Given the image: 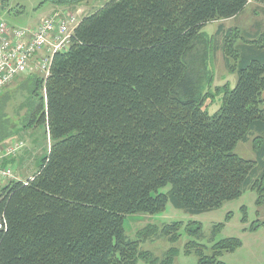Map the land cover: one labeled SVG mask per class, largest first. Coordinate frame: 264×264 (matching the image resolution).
I'll list each match as a JSON object with an SVG mask.
<instances>
[{
	"label": "trees",
	"instance_id": "trees-1",
	"mask_svg": "<svg viewBox=\"0 0 264 264\" xmlns=\"http://www.w3.org/2000/svg\"><path fill=\"white\" fill-rule=\"evenodd\" d=\"M86 1L49 0L60 7ZM248 2L264 5L111 0L78 22L68 49L54 54L48 78L32 75L19 85L26 98L18 131L40 127L50 147L31 179L1 188L0 264H173L176 249L159 261L126 237V215H155L168 204L200 215L248 190L264 207L263 29L242 36L227 31L221 48L237 75L233 89L225 85L199 98L201 75L187 61L207 23L236 17ZM220 93L218 112L201 109ZM7 94L0 95V143L18 132L5 118ZM248 142L254 161L235 153ZM262 226L256 220L249 230ZM181 227L150 229L149 240L174 244ZM189 227V235H201L199 224ZM240 246L235 238L208 248L188 242L184 254L195 253L197 264H224L222 254Z\"/></svg>",
	"mask_w": 264,
	"mask_h": 264
},
{
	"label": "rangeland",
	"instance_id": "rangeland-1",
	"mask_svg": "<svg viewBox=\"0 0 264 264\" xmlns=\"http://www.w3.org/2000/svg\"><path fill=\"white\" fill-rule=\"evenodd\" d=\"M109 1L111 0H88L75 8L74 6L55 8V4L53 5L49 0H8L5 7L0 0V19L9 26L26 28L35 25L41 18L53 11L66 10L59 12L74 14L79 9L82 10L78 18V22H80L86 16L96 13ZM262 7H264L262 4L250 3L236 19L214 20L201 29L199 39L195 41L193 50L187 58V61H190L193 67L196 66L197 72L201 75L197 87L199 98L208 91L212 92L215 88H225V85H228L230 89L235 87L237 75L232 74L226 67L221 45L229 29L231 31L238 29L239 36H242L243 33L258 32V28L252 23L257 20H264V15L261 13ZM240 42L241 39H238L236 44H240ZM206 51L207 59L204 55ZM32 75L30 73L23 76L5 89L8 92L7 95H10V100L5 104L4 113L5 118L7 117L6 119L11 124V127L8 126V128L13 131H18L25 121L23 119L25 110L20 108V105L25 100L26 93L19 85L25 83ZM216 95L213 100L204 99V103L200 105L201 109L209 115H214L222 106L223 94ZM9 134L10 138L8 137L0 143V151L14 142H22L24 147L14 156L0 159V163L4 164L5 161H8L7 167H11L16 179L27 181L32 178L36 171L40 158L47 154L50 141L40 127L27 128L15 133L9 131ZM235 153L246 161L256 159L250 142L238 143ZM7 183L8 181L0 182V191ZM167 190L168 188L162 189L161 193ZM256 198V193L248 190L241 197L223 202L219 208L200 215H189L168 204L164 212L155 215H126L124 232L129 240L139 242L138 246L141 252L150 253L159 261L165 258L168 250L174 248L178 254L175 256L173 264H197L198 259L195 253L184 254L186 243L196 242L208 248L226 238H235L240 241L241 246L235 251L224 252L220 257L221 262L224 264H264V226L254 231L249 230L251 224L256 220H264V207L256 206ZM243 207L246 211V223L242 221L244 217ZM228 213L231 216L226 220ZM172 223H182L178 232L179 238L174 244L162 237L149 240L154 236L149 232L150 229H156L157 233H161L164 226ZM190 223L200 225V236L189 235L188 230L193 229V227L188 228ZM217 224H222V226L213 235L214 226ZM142 232V236H139L138 234ZM144 233L149 236L146 240H144ZM136 264L147 263L138 260Z\"/></svg>",
	"mask_w": 264,
	"mask_h": 264
},
{
	"label": "built area",
	"instance_id": "built-area-1",
	"mask_svg": "<svg viewBox=\"0 0 264 264\" xmlns=\"http://www.w3.org/2000/svg\"><path fill=\"white\" fill-rule=\"evenodd\" d=\"M56 10L40 19L32 27L16 28L0 19V95L14 81L30 73L46 80L54 54L68 49L78 18L82 11L74 14ZM24 147L14 142L0 151V159L14 156ZM17 180L11 167L0 164V182ZM5 223L0 218V230Z\"/></svg>",
	"mask_w": 264,
	"mask_h": 264
},
{
	"label": "crops",
	"instance_id": "crops-1",
	"mask_svg": "<svg viewBox=\"0 0 264 264\" xmlns=\"http://www.w3.org/2000/svg\"><path fill=\"white\" fill-rule=\"evenodd\" d=\"M250 3H255V4H257V5L259 4V3H256V2H248L247 5H246V7H248V5H249ZM56 7L61 8L60 6H56ZM56 7H55V8H56ZM246 7H245V8H246ZM70 8H71V7H70ZM261 13L264 15V7L261 8ZM240 14H242V12H241ZM240 14H239V15H240ZM256 14H257V13H256ZM239 15H237L236 17H234V18H232V19H236ZM39 21H40V20H39ZM39 21H38V22H39ZM38 22H37V23H38ZM37 23H36V24H37ZM36 24H35V25H36ZM252 24H253L254 26H256L257 28H259V29H263V31H264V20H257V21H255V22H253ZM35 25H33V26H35ZM30 27H32V26H30ZM263 97H264V92H263ZM263 104H264V98H263ZM0 164H1V163H0ZM1 165H4V164H1ZM29 179H30V178H29ZM20 181H24V180H20Z\"/></svg>",
	"mask_w": 264,
	"mask_h": 264
},
{
	"label": "water",
	"instance_id": "water-1",
	"mask_svg": "<svg viewBox=\"0 0 264 264\" xmlns=\"http://www.w3.org/2000/svg\"><path fill=\"white\" fill-rule=\"evenodd\" d=\"M3 2H5L6 0H2Z\"/></svg>",
	"mask_w": 264,
	"mask_h": 264
},
{
	"label": "flooded vegetation",
	"instance_id": "flooded-vegetation-1",
	"mask_svg": "<svg viewBox=\"0 0 264 264\" xmlns=\"http://www.w3.org/2000/svg\"><path fill=\"white\" fill-rule=\"evenodd\" d=\"M8 1V0H7ZM7 1H6V3H7ZM45 1V0H44Z\"/></svg>",
	"mask_w": 264,
	"mask_h": 264
}]
</instances>
